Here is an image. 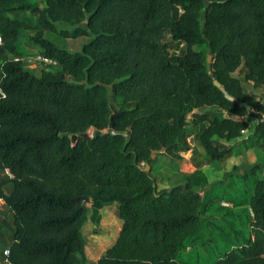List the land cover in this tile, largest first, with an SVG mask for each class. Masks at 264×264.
Returning a JSON list of instances; mask_svg holds the SVG:
<instances>
[{
    "label": "trees",
    "instance_id": "16d2710c",
    "mask_svg": "<svg viewBox=\"0 0 264 264\" xmlns=\"http://www.w3.org/2000/svg\"><path fill=\"white\" fill-rule=\"evenodd\" d=\"M0 35V167L13 174L0 177L13 214L10 263L2 256L0 264H181L205 213L221 209L201 193L209 185L202 169H181L188 115L205 123L197 138L218 169L234 147L217 137L253 128L255 144H264V120L248 107L264 114L256 90L264 89V0H0ZM83 35L90 39L71 50L66 39ZM25 44L58 66L31 71ZM242 65L253 91L235 75ZM115 109L114 131L130 138L82 135L109 130ZM160 161L171 170L165 188L154 174ZM116 202L118 238L89 263L83 228ZM246 202L252 234L238 229L243 242L212 264H264L263 174Z\"/></svg>",
    "mask_w": 264,
    "mask_h": 264
},
{
    "label": "rangeland",
    "instance_id": "374dc122",
    "mask_svg": "<svg viewBox=\"0 0 264 264\" xmlns=\"http://www.w3.org/2000/svg\"><path fill=\"white\" fill-rule=\"evenodd\" d=\"M28 13L23 14L27 16ZM169 38V36H168ZM90 39V36L83 35L77 38H68V43L71 50H80L83 45ZM25 48L32 49L31 44H25ZM183 48V44H180ZM206 50V46L203 47ZM209 55V54H208ZM212 60V59H211ZM28 69L35 73H40L41 69L37 66H29ZM246 67L242 65L235 75L243 81V85L247 91H253V82L246 80ZM264 102V89H256ZM118 102V99L113 100V106ZM116 110V109H115ZM215 107H204L201 111L212 113ZM190 135L187 137L188 150L182 151L187 154V151L193 148L190 162L186 155L182 161V170L193 172L201 168L204 175L207 177L209 185L206 190L201 191L202 195H207L211 200L215 201L217 207H211L205 216L208 217L205 222V227L200 233V238L192 243L188 248L184 249L179 256L181 264H212L219 256H224L225 253L233 248L232 243H241L243 239L239 237L238 229L243 231L246 237L252 234V228L248 223L249 206L246 202L251 194L253 183L257 175H264V144H255V139L251 137L253 128L244 131L242 137L225 140L217 137V141L225 146H233L234 152L229 158L221 163V169H218L209 163L204 148L199 144L197 135L203 124L195 125L193 117L188 115ZM255 125L256 121H251ZM260 167L257 174H251V169ZM171 170L162 162H158L154 168V174L158 177V182L161 188L169 186V176ZM248 174V178H246ZM246 175V176H245ZM12 185L8 186V191ZM244 201L243 204L237 205L236 202ZM91 206V204H89ZM101 213V212H100ZM250 213V212H249ZM117 214V213H116ZM118 216V215H117ZM0 219H3L0 225V248L10 246L12 243L13 232V214L7 208L3 211ZM106 223V221H105ZM122 224L114 223V228H121ZM87 236H99L105 239L107 232L104 229V219L97 222L89 221L84 227ZM119 234V233H118ZM116 235V234H115ZM111 240L112 234L109 235ZM3 256V251H0V258Z\"/></svg>",
    "mask_w": 264,
    "mask_h": 264
},
{
    "label": "crops",
    "instance_id": "0c3cea01",
    "mask_svg": "<svg viewBox=\"0 0 264 264\" xmlns=\"http://www.w3.org/2000/svg\"><path fill=\"white\" fill-rule=\"evenodd\" d=\"M181 166H182V164H181ZM181 169H183V168L181 167ZM185 172H187V171H185ZM7 208L9 209L8 206H6V205L3 206V209H1V211H0V217L3 213V211H5ZM117 209H118V203L117 202L113 203L109 206H105L104 208L101 209L102 220L104 219V229L107 232L106 237L104 236L105 239H101V238H99V236H94V237L87 236L85 234V231L83 228L84 235L87 239L86 255H87V259H88L89 263L96 262L104 254V252L107 250V248H109L117 240L118 235H119L118 233H119L121 228H118V233H117V230L114 228V223L122 224V220L116 214ZM10 212L12 213L11 210H10ZM105 221H106V223H105ZM110 234H112V236H113L112 240L110 238H108ZM8 248H9V246L4 247L3 249L0 248V251H3V256H4V250H6Z\"/></svg>",
    "mask_w": 264,
    "mask_h": 264
},
{
    "label": "built area",
    "instance_id": "2783aa9c",
    "mask_svg": "<svg viewBox=\"0 0 264 264\" xmlns=\"http://www.w3.org/2000/svg\"><path fill=\"white\" fill-rule=\"evenodd\" d=\"M4 45V41H3V37L2 35H0V71L2 69V60H1V50H2V47ZM28 50V53L22 58L25 63H26V66L27 67H31V66H37L41 69V71L47 67H56L58 66L59 62L56 58L54 57H50V56H47L45 55L44 53L40 52L39 50H36V49H27ZM20 58L17 57V60H19ZM0 93H3V90L1 89L0 87ZM192 151H193V148L190 149L189 151H187V154L181 152V155L182 157L184 158V155H186V158L188 160H186L185 158V163L186 162H190V159L192 157ZM183 159V160H184ZM6 174L8 176H13L11 170L9 168H6L4 172H2V169L0 167V177L2 174ZM7 206V203L4 199L0 198V211L1 209H3V206ZM10 255V249H6L4 250V256H5V260L10 263L9 259L7 258L8 256Z\"/></svg>",
    "mask_w": 264,
    "mask_h": 264
},
{
    "label": "water",
    "instance_id": "95a60500",
    "mask_svg": "<svg viewBox=\"0 0 264 264\" xmlns=\"http://www.w3.org/2000/svg\"><path fill=\"white\" fill-rule=\"evenodd\" d=\"M208 59H209V61H211V59H212V55H211V54L208 56ZM214 82H215V84H216L218 87H220V88H221L223 91H225V93L228 95V93L226 92L225 88L221 85V83H220L219 80L215 79ZM228 96H229V95H228ZM229 97H230V96H229ZM230 98H232V97H230ZM248 107H249V109L252 111V112H251V116H252V117L256 118L258 121H263V120H264V114H263L262 112L254 111L251 105H248ZM119 114H120V112H119L118 110H115L114 113L111 115V122H110V129H109V130H107V129H105V130H100V129H94L93 127H91L86 133H83L82 135L85 136V137H87V136L92 135V134L94 133V136H102L103 134H106V133H108V132H112V133H114V134H115V133H120V134H123V135L127 136L128 138H130V137H131V134H130L129 132H123V131H121V132H116V131H114V126H115V120H114V119H115V117H117ZM79 137H80L79 135L74 134V135H72V140L75 142V141H77V139H78ZM165 151H166V147L163 146L162 149H160V150H153V153H164ZM144 170H146V171H150V170H151V166L148 164V165L144 168ZM180 185L183 186V191H184V192H187V185H186L185 183H179V184H177L176 186H180ZM207 188H208V187H206L205 189H207ZM194 194L197 195V194H199V193H194ZM89 200H90V199H89L88 197H84L82 203L85 205L86 202H88Z\"/></svg>",
    "mask_w": 264,
    "mask_h": 264
}]
</instances>
